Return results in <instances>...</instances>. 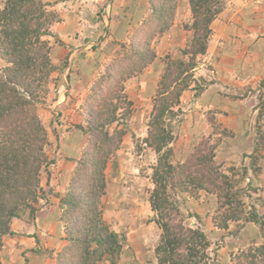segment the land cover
Returning <instances> with one entry per match:
<instances>
[{
    "label": "trees",
    "instance_id": "1",
    "mask_svg": "<svg viewBox=\"0 0 264 264\" xmlns=\"http://www.w3.org/2000/svg\"><path fill=\"white\" fill-rule=\"evenodd\" d=\"M224 1L188 0L194 37L188 48L181 51L184 59L167 57L163 61L147 130L142 139L136 138V152L147 148L155 155L147 201L154 213L152 221L159 230L153 249L156 264L217 263L208 235L201 228L183 223L178 203L169 189L173 193L177 189L189 194L214 195L218 206L211 219L218 230H227L229 222L243 221L256 225L264 233V217L255 205L244 210L236 191L244 190L237 188L249 176L255 180L259 174L264 148V131L259 124L247 166L224 168L218 164L219 137L228 135V131L218 128L213 119H210L211 134L185 160L171 161L174 135L170 121L178 115L175 108L193 81L197 58L206 53L210 25L222 12ZM149 4L150 16L144 20L147 31L136 32L118 43L116 57L110 59L106 71L90 87L81 105L85 127L76 125V129L83 133L85 144L74 160L64 192L53 193L58 201L57 220L68 243L56 256V264H117L127 247L126 234L111 230L104 221L102 198L107 193V163L128 133L118 127L131 114L132 103L123 93L124 81L135 78L134 74L141 75L150 66L155 58L150 41L167 32L175 17L176 0H149ZM52 6L45 0H4L0 7V60L4 62L0 68V264L4 238L16 236L11 229L12 221H21L26 213L29 220H34L37 211L49 204L40 174L54 161L46 151L50 141L39 108L46 102L51 74L66 67V63L54 64L50 56L48 38L53 37L50 27L61 22ZM54 41L65 47L56 36ZM259 103L264 106L262 96ZM262 116L264 108L258 115L259 122ZM251 189L250 181L244 191ZM40 200H44V205H40ZM260 206L264 207V201ZM46 252L45 249L37 254ZM230 260L231 264H264V236L259 244L241 249Z\"/></svg>",
    "mask_w": 264,
    "mask_h": 264
},
{
    "label": "rangeland",
    "instance_id": "2",
    "mask_svg": "<svg viewBox=\"0 0 264 264\" xmlns=\"http://www.w3.org/2000/svg\"><path fill=\"white\" fill-rule=\"evenodd\" d=\"M76 1L82 7L77 6L79 3L73 1L72 4H61L55 9L58 15H61V22L51 25L50 31L53 37L48 38L51 53H56L55 57L50 54L51 59L54 57L58 66L66 63V67H62L61 72L51 74L46 102L39 108V116L50 141L46 151L49 159L54 161L53 164L43 168L40 174L42 188L49 204L44 205V200H40V205L44 206L35 214V218L37 217L39 221L38 224L34 222L35 219L29 220L27 213L21 221L13 220L11 229L16 236L4 238V247L1 251L2 264H56V255L64 251V244L58 246V242L55 241L56 238L60 240L62 238L58 236V233L56 234L55 225L52 222L55 220L61 229V223L57 220L58 201L53 197V193L62 194L64 192L75 166L74 160L79 156L85 144L83 133L76 129V125L85 127L82 112H80L81 105L90 87L106 71L105 68L110 59L116 57L119 50L118 43L124 42L129 35L133 34L130 29L123 36L125 23L119 21L123 13L127 12L131 15L133 19V23H129L131 27L135 25L138 18L146 19L145 17L150 16L148 0H127V4L124 0H116L114 9L109 8V13L114 11L112 19L108 18V22L105 23L97 17L99 15L97 11L101 6H105L102 0ZM242 1L251 4L259 3L257 0H225L221 14L228 16V22L231 19V13H234L233 21L239 17L235 15V8L241 6ZM178 3L175 20L170 29L156 35L150 41L149 47L155 53L153 62L142 71L141 75L134 74L136 79H131L133 81L131 86L129 82L124 81L126 87L123 93L132 103L131 114L122 121L124 124L118 127L126 129L128 133L122 138L119 149L107 163L105 171L107 193L102 198L104 221L111 230L125 233L127 237V247L117 264H156L153 249L158 240L159 230L152 221L154 213L147 201L151 189L149 177L152 172L151 168L155 164V155L147 148L138 153L135 146L136 138L142 139L147 130L157 83L164 68L163 61L167 57L184 59L181 51L188 48L194 37L190 28L192 17L189 6L186 0H178ZM250 9L255 10V7ZM139 21L134 26L136 28L134 33L145 26L139 24ZM55 36L63 41L65 47L54 41ZM68 51L71 55L69 58H64ZM197 69L204 70L208 75L211 68L206 60L199 56ZM195 71L192 75L196 77L193 78L196 85L192 84L193 81L190 85L192 84V88L205 87L209 80L204 84L201 76L194 75ZM143 75L147 76L141 82L140 78L144 77ZM253 86L255 87L244 88L240 94H228V115L226 116L228 118L224 119L226 124L223 122L220 125L214 120L218 128L228 131V135L219 137L220 144L216 148V160L218 164L225 163L226 165L220 164L224 168L247 166L248 155L251 153L256 138L257 125L259 124L264 131V116L260 122L258 121V115L264 108V106L260 107L259 103L260 96L264 101V79ZM126 88L128 94H126ZM194 96L196 92L190 94L189 91L185 94L183 99L185 106L182 107L179 104L175 108V111H179L178 115L170 121L174 135V141L170 145L173 151L171 157L173 163L185 160L193 148L211 134L210 119L217 116V113L214 115L211 110L202 107ZM229 97H238L239 100H231ZM202 116L210 129L206 133H200L198 128ZM115 126L116 124L111 126V129ZM197 129L198 133L193 132ZM194 134L198 135L197 139ZM133 135L135 138L132 137ZM262 156L257 178L253 180L250 176L248 177L252 189L244 191L246 185H250V181L246 180L237 188L244 190H235L240 193L244 210L248 206L255 205L259 215L264 217V207H260V203L264 201V148ZM50 180L52 189L49 185ZM175 191L173 193L169 189L171 197L178 203L181 215L179 218L186 226L201 228L208 235L213 243L211 249L215 253L216 264H231V255L262 241L264 233L262 234L256 225L243 224V221L229 222L226 231L217 230L211 219L218 206L214 195L205 192L189 194L177 189ZM195 217H198L199 221ZM45 249L48 252L42 255L37 254Z\"/></svg>",
    "mask_w": 264,
    "mask_h": 264
},
{
    "label": "crops",
    "instance_id": "3",
    "mask_svg": "<svg viewBox=\"0 0 264 264\" xmlns=\"http://www.w3.org/2000/svg\"><path fill=\"white\" fill-rule=\"evenodd\" d=\"M3 1L4 0H0V7H2ZM45 1L50 2L53 5L54 10L61 4L69 5L72 4L73 1L79 3L76 0H64V2L63 0ZM125 2L126 1H124V3ZM257 2L259 3L251 4L250 2H240L241 6L235 8V15H238L239 17L234 21L232 20L234 13H231V19L229 22L227 20L228 16H222V13L212 22L210 26L211 35L208 39L207 50L204 56H202L211 68L209 72L210 75H207L204 70H199L197 68L196 70L198 73L195 71L194 74H198L201 76L200 78L205 81H212L208 88H205L204 92L200 94L199 97L195 98V100L202 104V107L211 110L212 114L216 115L217 113L214 120L217 121V124L220 123V125L223 122L224 124L227 123L224 119L228 118L226 117L228 115V94H240L244 88H253L255 87L253 85L264 79V0H257ZM77 6L82 7L80 3ZM251 7H255V10L250 9ZM98 12L99 15L97 17L101 18V21L107 23L108 18L112 19L114 11L109 13V6H106L104 9L97 11V13ZM130 17V14L124 12L123 17L119 20L125 23L123 36H125L127 30H134V26H136L135 23V25L131 27L129 23H133V19ZM131 19L132 21H130ZM234 22L237 23L235 24ZM122 39H124V37ZM55 54L56 53H54V57ZM3 66L4 62L0 60V68ZM143 76L144 77L140 78L141 82L145 80L147 75ZM252 79H254V81H252ZM127 82H129L128 84L130 85L133 81L128 80ZM145 85L146 83L144 86ZM125 91L126 94H128L127 88ZM187 92L189 91L184 92L180 98V105L182 107L186 104L183 102V99ZM192 92L193 91H190V94ZM140 95L142 94L140 93ZM198 128L200 133H206L210 130L209 126L205 123L204 116L200 118ZM199 130L197 129L193 132L198 133ZM194 135H196L197 139L198 135ZM221 164L226 165L225 163ZM34 222L37 224L39 223L37 217ZM52 222L55 225L56 234L58 233L60 238H64V234L60 227H58V223L55 220ZM55 241L58 242V246L61 244L66 246L67 244L64 240H60L59 238H56Z\"/></svg>",
    "mask_w": 264,
    "mask_h": 264
},
{
    "label": "clouds",
    "instance_id": "4",
    "mask_svg": "<svg viewBox=\"0 0 264 264\" xmlns=\"http://www.w3.org/2000/svg\"><path fill=\"white\" fill-rule=\"evenodd\" d=\"M124 1H126L125 4L128 3L127 0H124ZM103 2H104V5H105V6H104V7L101 6L100 10L104 9L106 6H109L110 9H114V6H115V3H116V0H103ZM176 2H177V6H175V16H176V12H177V10H178V6H179V5H178V4H179V3H178V0H176ZM246 2H247V1H246ZM186 3L188 4V0H186ZM244 3H245V1H244ZM247 3H248V2H247ZM181 5H182L181 7H183V3H181ZM148 6H149V11L151 12L150 4H149V0H148ZM188 6H189V4H188ZM188 8H189V7H188ZM52 9H53V6H52ZM53 10H54V9H53ZM54 11H55V10H54ZM55 12H57V11H55ZM189 12H190V9H189ZM57 13H58V12H57ZM146 13H148V12H146ZM58 14H59V13H58ZM148 14H149V13H148ZM220 14H221V13H220ZM220 14H219V15H220ZM60 16H61V15H60ZM145 18L148 19V16L145 17ZM139 19H140V18H138L136 21L138 22ZM146 19H140V21H139L140 23H139V24H144V25H145L146 23L144 22V20H146ZM174 20H175V17H174V19H173V22H174ZM137 22H136V23H137ZM57 23H58V22H57ZM59 23H60V22H59ZM145 26H146V29H145ZM145 26H144V28H142V30L140 29L139 31H143V32H144V31H147V29H148L147 24H146ZM210 26H211V25H210ZM135 30H136V28H134V30H132V31H133V34H134ZM139 31H138V32H139ZM133 34H132V35H133ZM132 35H129V36H132ZM62 42H63V41H62ZM141 43H143V41H142ZM68 54L71 55V54L69 53V51H68ZM68 54H66L65 57H66ZM51 55L54 56V54H52V53H51ZM203 56H204V55H203ZM65 57H64V58H65ZM68 58H69V56H68ZM52 59H53L52 62H53L54 64H56V62L54 61V57H52ZM196 68H197V66H196ZM196 68L193 70V72L196 70ZM144 70H145V69H144ZM193 78H196V77H193ZM132 79H133V78H132ZM129 80H131V79H129ZM195 80L198 81L197 79H195ZM126 81H128V80H126ZM201 81L204 82V84H205V80L202 79ZM211 82H212V81H208V84H210ZM192 84H195V85H196V83H195L194 81L192 82ZM192 84L189 86L188 90H189V91L193 90V92H196V96H194V98L199 97L200 94H202V93L204 92L205 88H207V85H208V84H207L205 87H200L201 91L199 92V91L197 90L198 87H197V88H194V87H193L194 89L192 88ZM125 87H126V86H125ZM188 90H186V91H188ZM186 91H184V92H186ZM184 92H183V93H184ZM182 95H183V94H182ZM182 95H181V96H182ZM180 98H181V97H180ZM213 120H214V119H213ZM43 126H44V125H43ZM45 129H46V128H45ZM220 164H221V163H220ZM222 166H223V165H222ZM246 180H248V179H246ZM260 207H262V206H260ZM35 219H36V218H35ZM12 222H13V221H12ZM217 230H218V229H217ZM227 230H228V229H227ZM224 231H226V230H224ZM15 234H16V233H15ZM158 236H159V235H158ZM64 237H65V236H64ZM62 240H64V241L67 243V241L65 240V238H62ZM67 245H68V243L66 244V246H67ZM66 246H65V247H66ZM64 249H65V248H64ZM59 253H61V252H59ZM56 256H57V255H56ZM55 258H56V257H55Z\"/></svg>",
    "mask_w": 264,
    "mask_h": 264
}]
</instances>
